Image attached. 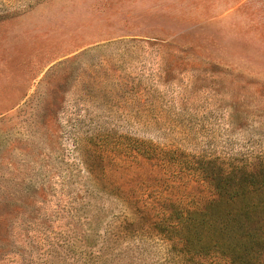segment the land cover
<instances>
[{
    "label": "rangeland",
    "instance_id": "rangeland-1",
    "mask_svg": "<svg viewBox=\"0 0 264 264\" xmlns=\"http://www.w3.org/2000/svg\"><path fill=\"white\" fill-rule=\"evenodd\" d=\"M126 139L264 162V0H0V264H73L113 229L118 200L82 191L135 190Z\"/></svg>",
    "mask_w": 264,
    "mask_h": 264
},
{
    "label": "trees",
    "instance_id": "trees-1",
    "mask_svg": "<svg viewBox=\"0 0 264 264\" xmlns=\"http://www.w3.org/2000/svg\"><path fill=\"white\" fill-rule=\"evenodd\" d=\"M121 150L113 157L137 165L138 185L131 191L114 183L108 170L100 174L104 185L83 189L85 197L116 198L122 214L91 243L71 246L73 264H122L123 257L128 264H264V162L248 170L144 140L126 139ZM171 171L205 183L211 196L196 202L175 181L166 189L157 184Z\"/></svg>",
    "mask_w": 264,
    "mask_h": 264
}]
</instances>
